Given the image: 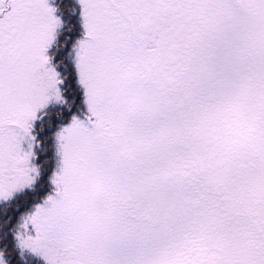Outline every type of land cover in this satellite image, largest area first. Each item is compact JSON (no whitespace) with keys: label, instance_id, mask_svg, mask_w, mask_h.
<instances>
[{"label":"snow or ice","instance_id":"6c2138e0","mask_svg":"<svg viewBox=\"0 0 264 264\" xmlns=\"http://www.w3.org/2000/svg\"><path fill=\"white\" fill-rule=\"evenodd\" d=\"M0 264H264V0H0Z\"/></svg>","mask_w":264,"mask_h":264},{"label":"trees","instance_id":"16d2710c","mask_svg":"<svg viewBox=\"0 0 264 264\" xmlns=\"http://www.w3.org/2000/svg\"><path fill=\"white\" fill-rule=\"evenodd\" d=\"M16 205L10 204V205H0V216L8 215L10 214ZM20 264H33V258L25 256L23 260L20 261Z\"/></svg>","mask_w":264,"mask_h":264}]
</instances>
